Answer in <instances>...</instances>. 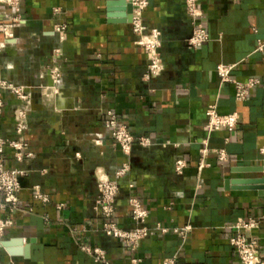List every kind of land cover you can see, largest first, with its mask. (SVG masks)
<instances>
[{"label":"crops","instance_id":"0c3cea01","mask_svg":"<svg viewBox=\"0 0 264 264\" xmlns=\"http://www.w3.org/2000/svg\"><path fill=\"white\" fill-rule=\"evenodd\" d=\"M118 1L23 0L25 25L15 30L14 40L0 33V76L30 96L25 138L34 155L23 163L14 160L12 149L4 156L7 167L28 173L20 210H0V219L13 221L1 240H22L21 248L29 246L30 252L10 254L15 244L0 248V264H101L83 246L105 249L108 264H132L133 257L139 264H162L173 256L177 264H241L230 239L235 225L250 218L259 225L247 235L258 239L264 260V190L232 184L264 177L259 172L264 168V47L259 50L264 0H200L209 41L198 50L187 46L192 26L184 0H149L144 20L162 32L165 64L151 83L143 80L147 54L135 43L128 15L113 5ZM58 21L67 32L55 85L50 69L59 46L53 33ZM220 64L232 66L233 80H260L247 101L238 102L234 84L221 81ZM4 100L0 135L14 138L15 114L25 104L11 94ZM214 104L222 115H237L234 131L205 130L206 110ZM107 110L152 145L136 144L126 158L105 126ZM205 147L208 165L199 169ZM213 150H225L227 161L219 162ZM177 158L187 161L183 175L175 173ZM126 160L131 169L120 181L114 221L123 229L134 227L129 198L137 197L149 211L148 224H190L187 237L158 233L132 252L125 242L104 235L94 210L97 172L113 176ZM37 185L47 202L36 197Z\"/></svg>","mask_w":264,"mask_h":264},{"label":"built area","instance_id":"2783aa9c","mask_svg":"<svg viewBox=\"0 0 264 264\" xmlns=\"http://www.w3.org/2000/svg\"><path fill=\"white\" fill-rule=\"evenodd\" d=\"M23 0H0V33L5 39L14 40L15 30L25 25L26 21L21 14ZM132 6L131 29L137 46L144 49L147 54L148 64L143 80L151 83L159 78L165 71L164 59L161 53L162 32L158 28L149 29L144 20V12L149 7V0H127ZM185 10L192 26V33L187 39V46L191 50H198L209 41V34L205 27L204 10L200 0H184ZM55 16L60 17L63 12L56 8L53 10ZM67 25L59 22L54 27V35L57 37L59 46L53 51V66L50 69L51 77L56 85L61 78V70L56 61L63 54L62 44L65 42ZM1 47H5L2 44ZM264 45H259V50H263ZM232 66L220 64L217 66V73L222 82L233 83L235 86V98L238 102L248 100L251 90L260 84L258 79H250L247 82H239L230 77ZM5 94H11L21 100L25 106L17 109L15 114V137L8 138L0 135V210L9 214H14L20 210V191L22 180L27 175V171L15 167L10 168L5 164V153L7 149L14 151L13 158L17 163H23L27 158L34 155L29 152V144L25 134L29 128L28 116L30 111V96L25 87L11 83L0 76V114L5 106ZM238 118L236 114L222 115L218 111L216 104L211 105L206 110L205 130L213 133L225 129L232 132L236 129ZM105 126L110 131V135L115 144L119 146L122 153L129 158L132 155L134 145L142 147L152 145L151 139L144 136L133 135L129 128L118 122L116 114L112 110L105 112ZM210 149L205 147L199 161V169L207 166L206 156ZM219 162L227 161L228 156L225 150H213ZM260 153L264 161V147L260 148ZM80 155L77 154V157ZM175 173L183 175L187 168V161L183 158L175 160ZM131 169L129 160L122 163L113 176L103 170L97 172V196L94 201V210L102 218V231L106 237L114 238L126 243L132 252H136L142 243L149 237L160 233L166 235L173 232L183 238L187 237L191 231L190 224L182 228H170L161 222L153 225L148 224L149 211L143 206L137 197H130L131 217L134 227L123 229L114 221L117 210V198L120 193V181L127 176ZM132 188V185L130 186ZM36 197L43 202L49 199L40 192V186L34 187ZM62 208V206H60ZM11 218L0 219V240L4 237L6 230L11 227ZM259 222L253 218L247 221H240L235 225L236 235L230 239L231 245L238 254L241 264H264L260 254V245L256 237L247 235V231L256 228ZM82 249L91 254L97 263L108 264L107 252L102 247L90 248L83 246ZM132 264L141 263V259L133 257ZM162 264H177V256L164 259Z\"/></svg>","mask_w":264,"mask_h":264},{"label":"water","instance_id":"95a60500","mask_svg":"<svg viewBox=\"0 0 264 264\" xmlns=\"http://www.w3.org/2000/svg\"><path fill=\"white\" fill-rule=\"evenodd\" d=\"M119 7L117 10L125 12L126 15H128V19L130 22H132V6L127 2V0H119L116 4ZM113 9L112 11H115ZM243 172L252 171L248 168H245L242 170ZM259 172L264 173V168H260ZM233 185H236L237 187L244 188V189H257V190H264V177L263 178H255V179H246V180H237L235 182H232ZM13 244L17 245V250H9ZM22 240L14 241V242H7L4 240H0V248H6L9 250V253L12 255H19L21 252L25 254V256L29 255L30 247L25 246V248H21Z\"/></svg>","mask_w":264,"mask_h":264}]
</instances>
